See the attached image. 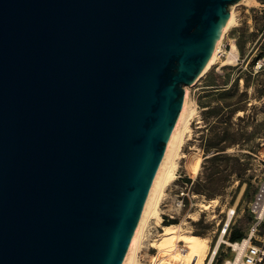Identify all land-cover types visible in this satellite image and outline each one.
<instances>
[{
	"label": "water",
	"instance_id": "1",
	"mask_svg": "<svg viewBox=\"0 0 264 264\" xmlns=\"http://www.w3.org/2000/svg\"><path fill=\"white\" fill-rule=\"evenodd\" d=\"M239 0H0V264H123Z\"/></svg>",
	"mask_w": 264,
	"mask_h": 264
},
{
	"label": "rangeland",
	"instance_id": "2",
	"mask_svg": "<svg viewBox=\"0 0 264 264\" xmlns=\"http://www.w3.org/2000/svg\"><path fill=\"white\" fill-rule=\"evenodd\" d=\"M233 6L236 26L225 34L218 56L223 59L233 41L240 60L231 67L213 65L188 88L190 108L197 113L189 121L190 133L184 134L175 180L165 188L159 204L161 217L175 193L187 192L185 207L174 221L183 222L187 234L208 240L210 247L226 225L224 242L212 264L234 258L231 245L247 234L248 205L264 178V0H245ZM185 155L192 165L199 160L194 176L186 170ZM188 180L192 182L189 191L184 189ZM212 200L215 204L207 210L200 208ZM164 225L160 222V227ZM160 227L154 220L148 222L138 254L141 264H150L155 255L149 233Z\"/></svg>",
	"mask_w": 264,
	"mask_h": 264
},
{
	"label": "bare ground",
	"instance_id": "3",
	"mask_svg": "<svg viewBox=\"0 0 264 264\" xmlns=\"http://www.w3.org/2000/svg\"><path fill=\"white\" fill-rule=\"evenodd\" d=\"M244 1L245 0H239L235 5H241ZM234 8L235 6L230 8L229 22L225 25L223 32L217 39L212 57L201 76L207 73V71H209V69L215 64H218L219 68L231 67L236 66L240 60L239 49L233 41H231L229 50L223 59L220 60L218 56L221 52L220 46L225 34L231 28L236 26ZM191 86L184 88L185 94L182 109L173 128L172 135L165 149L157 174L150 187L142 215L127 249L123 264H141L138 261V254L144 245L145 231L148 222L154 220L155 226L160 227V200L164 194L165 188L175 180L174 169L177 164L176 160L181 156L180 151L184 143V134L190 133L189 121L194 113H197L196 109L191 110L190 108L188 88ZM187 159L188 164L186 165V170L194 176L198 169L199 160L192 165L189 163V157H187ZM210 204H215V200H212L207 204H200V208L207 210L211 206ZM182 225H184L183 222L180 224L176 223L161 226L162 232L159 234V238L150 244V247L155 249L159 256L168 257L173 264H207V261L208 264H212L217 255L220 244L224 242L223 235L225 231L221 234L217 243L213 247H210L208 240L196 235L187 234L186 230L182 228ZM178 243H182L183 245L178 246ZM232 246L238 252L236 256V259H238L241 256V250L243 247L236 246L235 244H232Z\"/></svg>",
	"mask_w": 264,
	"mask_h": 264
},
{
	"label": "built area",
	"instance_id": "4",
	"mask_svg": "<svg viewBox=\"0 0 264 264\" xmlns=\"http://www.w3.org/2000/svg\"><path fill=\"white\" fill-rule=\"evenodd\" d=\"M222 47H224V45L221 43L220 49ZM191 185L192 182L189 184L184 183V189L188 188L189 191ZM187 197L188 193L183 190L175 193L170 206L168 207L165 205L167 209L166 212L161 215V224L175 219V215L185 207V198ZM248 211L250 213L251 221L247 234L239 242L234 243L236 246L243 247L241 250V256L236 259L238 252L231 245L232 252L235 253V256L232 260L225 261L223 264H264V178L256 185L255 193L248 205ZM157 229L161 230V227L156 228L154 230L156 232L149 233V239L153 242L159 238L160 232H158ZM225 230L227 232L226 225L221 233H224ZM150 264H173V262L170 261L168 257L159 256L156 251Z\"/></svg>",
	"mask_w": 264,
	"mask_h": 264
},
{
	"label": "trees",
	"instance_id": "5",
	"mask_svg": "<svg viewBox=\"0 0 264 264\" xmlns=\"http://www.w3.org/2000/svg\"><path fill=\"white\" fill-rule=\"evenodd\" d=\"M187 182L190 183V181L188 180ZM165 225H171V224H176V221L172 220V221H169V222H165L164 223Z\"/></svg>",
	"mask_w": 264,
	"mask_h": 264
}]
</instances>
